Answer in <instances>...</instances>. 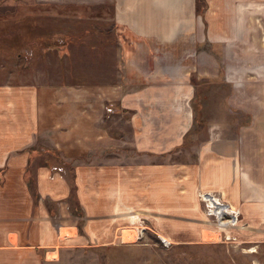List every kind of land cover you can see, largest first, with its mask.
Masks as SVG:
<instances>
[{
  "label": "crops",
  "instance_id": "crops-1",
  "mask_svg": "<svg viewBox=\"0 0 264 264\" xmlns=\"http://www.w3.org/2000/svg\"><path fill=\"white\" fill-rule=\"evenodd\" d=\"M42 1L111 23L122 46L96 48L108 58L74 83L0 78V264L97 259L140 218L173 244L198 243L199 192L240 211L238 243H264V0H204L199 12L196 0ZM19 5L36 4L0 0Z\"/></svg>",
  "mask_w": 264,
  "mask_h": 264
},
{
  "label": "rangeland",
  "instance_id": "rangeland-1",
  "mask_svg": "<svg viewBox=\"0 0 264 264\" xmlns=\"http://www.w3.org/2000/svg\"><path fill=\"white\" fill-rule=\"evenodd\" d=\"M35 4L19 5L18 11L12 14L9 6L0 7V78L4 81L10 79V72L20 74L19 84L29 81L27 77L38 81L47 72L53 77L61 72L64 83H74L81 77L77 75L95 62L92 58H108L101 53L122 46L118 28L111 23L93 21L85 12L87 18L77 17L73 10L67 11L70 15L62 18L57 7L37 5L44 4L42 0H35ZM107 8L111 10V7ZM15 14L22 19L11 21V15ZM96 48L101 53L97 54ZM85 78L90 79L89 72ZM204 89L209 92L206 87ZM45 141L51 146L49 140ZM69 206L72 209L71 204ZM75 215L80 219V214ZM54 220H59V215ZM144 226L141 239L127 231L126 243L95 248L97 259L91 253H76L67 257L65 264H264V243L232 242L221 236L218 238L216 231L207 229L205 239L198 243L173 244L164 237L170 242L164 245L155 231L146 224Z\"/></svg>",
  "mask_w": 264,
  "mask_h": 264
},
{
  "label": "built area",
  "instance_id": "built-area-1",
  "mask_svg": "<svg viewBox=\"0 0 264 264\" xmlns=\"http://www.w3.org/2000/svg\"><path fill=\"white\" fill-rule=\"evenodd\" d=\"M198 199L203 205V212L206 217V225L208 226V229L216 231L218 233V238L221 236L224 240H229L232 242L236 241V237L231 235L229 231L231 229L241 227L240 211L237 208L230 206L229 203L226 202L218 193L199 192ZM59 206H62L63 210L70 215L69 217L78 220L67 202L62 201L60 202ZM58 215L59 214H57V216ZM64 218L65 217H63V219ZM144 224L145 222L140 218V220H137V224L133 223L132 227H130L128 230L126 229V232L129 231V233L134 234L136 239H141L143 237V231L145 227ZM55 226L57 227L58 224L56 223ZM158 237L164 245H169L170 242H168L164 237L159 235Z\"/></svg>",
  "mask_w": 264,
  "mask_h": 264
},
{
  "label": "trees",
  "instance_id": "trees-1",
  "mask_svg": "<svg viewBox=\"0 0 264 264\" xmlns=\"http://www.w3.org/2000/svg\"><path fill=\"white\" fill-rule=\"evenodd\" d=\"M202 9H204V0H196V11L199 12ZM74 211H75V208H74ZM75 212L77 214V211H75Z\"/></svg>",
  "mask_w": 264,
  "mask_h": 264
}]
</instances>
